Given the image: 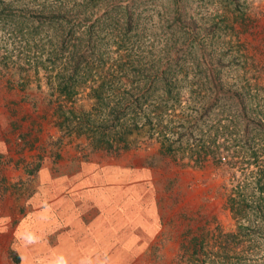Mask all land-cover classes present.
<instances>
[{
	"label": "rangeland",
	"instance_id": "1",
	"mask_svg": "<svg viewBox=\"0 0 264 264\" xmlns=\"http://www.w3.org/2000/svg\"><path fill=\"white\" fill-rule=\"evenodd\" d=\"M7 1L56 18L0 71V264H264V0Z\"/></svg>",
	"mask_w": 264,
	"mask_h": 264
},
{
	"label": "trees",
	"instance_id": "2",
	"mask_svg": "<svg viewBox=\"0 0 264 264\" xmlns=\"http://www.w3.org/2000/svg\"><path fill=\"white\" fill-rule=\"evenodd\" d=\"M55 15H47L43 10L32 9L26 4H16L11 1H0V71L15 68L20 75L21 84H26L32 78H35L38 82L41 80V75L50 80L54 74L51 65L44 58V52L40 48V41L45 31L46 26L55 22ZM59 24V23H58ZM57 25V24H56ZM56 28H60L59 25ZM53 59V57L51 58ZM42 72V74H41ZM46 79V80H47ZM60 92L69 93L68 84L61 85L59 81H56ZM77 116L74 114V117ZM144 121H135L132 119V123H124L121 127L122 132L129 134L134 130H139L145 127L146 132L152 135L154 132L155 123L149 114L145 115ZM64 120L70 119V116L65 115ZM64 120L60 119L58 124H64ZM252 121V118H251ZM264 117L258 115L253 118L252 123L258 127L260 134L264 133ZM82 131H78L81 133ZM119 141L121 147L126 146L124 135H119ZM162 143L165 141L168 143L167 150H172V144L169 141V135L162 133ZM210 149H193L191 152L194 156L202 157L210 153ZM219 160L224 156L222 154L216 155ZM249 160L248 163L252 165L250 173L254 177V183L260 188L264 187V141L257 142L254 146L249 147ZM235 198L230 195V208L231 210L238 212V209L234 206L233 200ZM257 203L256 199L252 201ZM258 204L260 201H258ZM257 205V204H256Z\"/></svg>",
	"mask_w": 264,
	"mask_h": 264
}]
</instances>
